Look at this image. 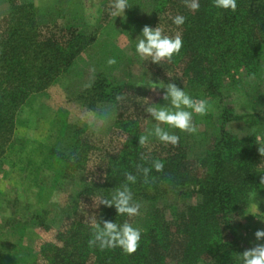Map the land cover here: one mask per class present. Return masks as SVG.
Segmentation results:
<instances>
[{
	"label": "trees",
	"instance_id": "16d2710c",
	"mask_svg": "<svg viewBox=\"0 0 264 264\" xmlns=\"http://www.w3.org/2000/svg\"><path fill=\"white\" fill-rule=\"evenodd\" d=\"M199 3L196 12L187 9L182 0H160L158 3V16L170 10L171 17L179 14L186 18L182 26H175L182 34L180 52L171 62L161 61L160 67L180 68L188 86L208 94L219 90L225 80L235 81L233 72L241 70L245 78L257 76L261 66L259 60L264 57V0H236L235 12L213 7L212 0H199ZM84 38L49 31L47 25L36 22L31 5L19 4L11 11L0 33V146L9 144L7 148H10L13 145L10 138L15 114L42 94L87 49L90 41ZM86 89L91 101L102 104L117 105L119 101L115 98L123 94L121 86H113L99 75ZM225 110L222 109L221 124L227 122ZM63 116L57 112L55 119L63 124L61 131L66 128ZM261 117H264V108L259 116L245 119L258 123ZM113 130L121 134L122 141L111 154H104L100 177L96 181H84L77 192L78 200L88 202L93 198L96 205L99 197L110 198L112 189L126 183L124 173L130 172L137 175V182L129 185L137 202L155 206L172 194L185 199L195 196L196 201L182 209L172 206L169 219L161 209L154 207L142 227L139 247L132 254L119 248L104 251L89 248L91 225L79 217L73 218L63 232L57 233L55 243L40 246L41 262L242 264L238 255L246 249L235 239L234 222L252 202L264 198V184H260L264 157L258 152V147L264 144L251 133L244 137L230 136L220 127L217 137L198 161L201 171L198 173L187 163L182 151L160 154L147 150L145 145L140 146L138 138L144 134L134 118L116 117ZM85 133L75 137L68 155L52 148L47 150V145L26 151V164L20 170L32 176L37 195L44 192L37 186L36 179L42 169L54 173V185L68 182L74 173L84 171L90 150L94 148L87 138L91 136ZM6 151L0 147V160ZM142 155L148 159L142 160ZM153 160L161 161L164 168L160 172L152 169L149 176L154 179L145 184L136 166L151 168ZM94 215L98 220L130 223V217L117 215L114 207L100 205L95 207ZM260 230H264V224ZM257 243H264V239L257 241L254 237L249 248ZM23 251L30 253L26 260ZM32 253L22 246L15 249L14 254L0 252V264H37L36 254Z\"/></svg>",
	"mask_w": 264,
	"mask_h": 264
},
{
	"label": "rangeland",
	"instance_id": "374dc122",
	"mask_svg": "<svg viewBox=\"0 0 264 264\" xmlns=\"http://www.w3.org/2000/svg\"><path fill=\"white\" fill-rule=\"evenodd\" d=\"M159 2L128 0L129 7L116 17L109 8V0H0V33L5 29L11 11L23 4L32 6L36 22L47 25L49 31L64 36L77 34L90 41L87 49L53 84L15 114L10 138L14 143L10 148H7L9 144L0 146L7 150L0 160V252L14 254V250L22 246L36 254L37 264H43L39 259V248L43 243H55L57 233L63 232L73 218L79 217L89 224L96 200L91 198L82 202L78 200L77 192L85 180L96 181L100 177L104 154H111L122 141L121 134L113 130L116 117L134 118L140 131L147 134L156 122L146 109L153 105L167 106L161 98L163 89H158L162 84L175 83L194 99L206 100L208 112L204 116H193L198 128L194 134L161 125L179 136L178 143L175 146L163 144L151 136L145 145L147 150L160 154L182 151L187 163L199 173L198 161L217 137L220 127L230 136L244 137L251 133L264 144V117L258 123L245 119L251 115L259 116L264 108V57L259 60L261 66L257 76L245 78L241 70L233 72L235 81L225 80L213 94L188 86L180 68H163L160 63L153 64L135 53V40L145 25L161 26L169 36L177 32L170 19L172 11L158 16ZM109 58H115L116 64L109 66ZM96 75L113 86H121L124 99L117 105L91 101L86 88ZM223 108L227 122L221 124ZM57 112L63 114L66 121L63 131L60 130L63 124L55 120ZM82 133L91 136L87 138L94 146L84 171L74 173L72 180L59 186L52 183L54 173L42 169L36 179L37 186L44 192L37 195L32 176L20 170L26 164V151L47 145V150L52 148L68 155L75 137ZM98 147H103L102 151L97 150ZM196 199L195 196L185 199L172 194L155 206L143 202L140 214L130 217V223L143 230L154 207L161 209L169 219L172 206L182 209ZM234 223L237 243L249 249L255 232L264 224V198L252 202ZM23 252L25 260L28 259L30 253Z\"/></svg>",
	"mask_w": 264,
	"mask_h": 264
},
{
	"label": "clouds",
	"instance_id": "9594fccd",
	"mask_svg": "<svg viewBox=\"0 0 264 264\" xmlns=\"http://www.w3.org/2000/svg\"><path fill=\"white\" fill-rule=\"evenodd\" d=\"M182 3L192 12H196L200 8L199 0H182ZM212 3L213 7L221 10L235 12L237 8L236 0H212ZM127 7H129L128 0H109V8L112 10V15L116 17L123 14ZM170 19L172 24L179 28L185 23L186 18L177 14L170 17ZM135 41V53L141 58L149 59L153 64H159L161 61L171 62L172 57L180 52L183 45L181 32L177 31L174 36H169L164 33L161 26L152 28L145 25L142 28L141 35ZM107 64L109 66L116 64V59L109 58ZM158 89H163L161 98L167 102V106L153 105L146 109V112L156 123L151 131L138 138L140 146L146 145L151 136H154L163 144L175 146L179 141V136L165 130L161 125H167L168 128L176 129L179 132L194 134L198 131V128L193 116H204L208 112V102L206 100L194 99L175 83L162 84ZM115 99L121 101L124 96L118 95ZM258 152L261 157H264V145L258 147ZM141 159L147 160L148 157L142 155ZM163 168L164 164L161 161L153 160L151 168L138 164L136 171L142 176L143 182L148 184L154 179L149 176L150 171L155 169V171L160 172ZM124 176L126 183L112 189L110 198L99 197L95 207L100 205L109 208L114 207L117 215L128 217H135L140 214L142 205L134 200L129 187L130 184L137 182V175L125 172ZM260 184H264V175L260 176ZM88 222L92 227V235L87 242L89 248H98L101 251L119 248L126 254H132L138 249L141 240V229L134 227L131 223L125 221L118 224L113 221L98 220L96 215H91ZM254 235L255 239L260 241L264 239V230H257ZM238 256L242 264H264V243H257Z\"/></svg>",
	"mask_w": 264,
	"mask_h": 264
}]
</instances>
